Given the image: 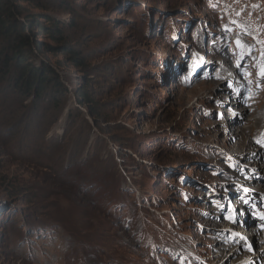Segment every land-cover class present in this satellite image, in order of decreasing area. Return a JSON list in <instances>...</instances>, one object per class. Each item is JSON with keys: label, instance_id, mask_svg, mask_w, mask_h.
I'll use <instances>...</instances> for the list:
<instances>
[{"label": "rangeland", "instance_id": "rangeland-1", "mask_svg": "<svg viewBox=\"0 0 264 264\" xmlns=\"http://www.w3.org/2000/svg\"><path fill=\"white\" fill-rule=\"evenodd\" d=\"M10 2L65 89L0 36V264H264V0Z\"/></svg>", "mask_w": 264, "mask_h": 264}, {"label": "trees", "instance_id": "trees-1", "mask_svg": "<svg viewBox=\"0 0 264 264\" xmlns=\"http://www.w3.org/2000/svg\"><path fill=\"white\" fill-rule=\"evenodd\" d=\"M20 7H14L10 0H0V36L4 37L7 41V49L11 52L5 53L3 61L8 68L9 64L13 61L19 63V73L16 74V80L13 83L14 90L21 93L23 96H29L34 90V95L40 97L46 87L50 86L51 91L64 92V87L58 82L57 74L48 66L41 65L35 67L30 63H27V58L33 55L35 49L32 42L34 32L32 31V25L29 24V14L25 15L23 20L19 18ZM49 22H52L53 29L44 31L45 34H50L51 31L55 32L57 37H61V29L56 27V23L53 19L49 18ZM27 30L29 34L27 33ZM74 52H71L73 54ZM78 55V53L75 52ZM78 66H83L84 61L80 57H73ZM5 68L4 73L7 75L8 69ZM64 94V93H62ZM66 94V93H65ZM78 98L79 101L87 100V91H83ZM59 101H54L57 105Z\"/></svg>", "mask_w": 264, "mask_h": 264}, {"label": "bare ground", "instance_id": "bare-ground-1", "mask_svg": "<svg viewBox=\"0 0 264 264\" xmlns=\"http://www.w3.org/2000/svg\"><path fill=\"white\" fill-rule=\"evenodd\" d=\"M250 230H253V232H248L244 236L249 240L248 242H251V246L246 245V247L250 248V250H251V249H253V246L257 243V242L256 243L254 242L256 239L257 233L255 232L256 227H253ZM236 240H237V238H236ZM258 251H264V246H262L256 250V252H258ZM229 254H230L229 258H231L232 256H235L237 254V251L230 252ZM257 257H258L257 255L249 256V255L243 254L242 258L238 259L233 264H257Z\"/></svg>", "mask_w": 264, "mask_h": 264}]
</instances>
